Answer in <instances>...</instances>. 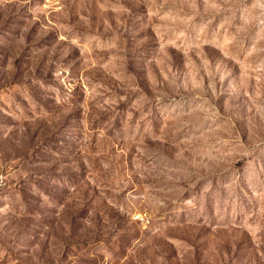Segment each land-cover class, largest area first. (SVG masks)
<instances>
[{"label": "rangeland", "instance_id": "rangeland-1", "mask_svg": "<svg viewBox=\"0 0 264 264\" xmlns=\"http://www.w3.org/2000/svg\"><path fill=\"white\" fill-rule=\"evenodd\" d=\"M0 264H264V0H0Z\"/></svg>", "mask_w": 264, "mask_h": 264}]
</instances>
